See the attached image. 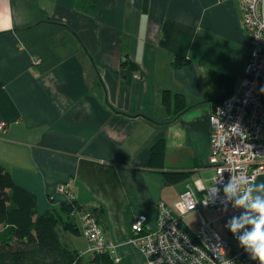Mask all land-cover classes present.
Here are the masks:
<instances>
[{
    "label": "crops",
    "instance_id": "crops-1",
    "mask_svg": "<svg viewBox=\"0 0 264 264\" xmlns=\"http://www.w3.org/2000/svg\"><path fill=\"white\" fill-rule=\"evenodd\" d=\"M249 47L237 0H0V163L36 196L37 215L60 213L66 185L102 210L113 259L145 264L131 224L145 215L154 226L158 203L176 215L182 191L213 185L209 115L238 88ZM163 90L188 107L169 124ZM159 139L162 166H151ZM165 172L184 177L166 184ZM202 216L219 223L213 209Z\"/></svg>",
    "mask_w": 264,
    "mask_h": 264
},
{
    "label": "built area",
    "instance_id": "built-area-1",
    "mask_svg": "<svg viewBox=\"0 0 264 264\" xmlns=\"http://www.w3.org/2000/svg\"><path fill=\"white\" fill-rule=\"evenodd\" d=\"M241 10L242 28L250 38L249 55L241 81L236 90L226 95L209 115L210 167L214 170L213 185L205 188L201 181L195 190L185 189L175 203L176 215L163 202L157 205V218L150 226L145 215H138L131 224L130 242L145 258V264H258L239 246L238 240L224 227L232 215L243 209L229 206L223 213L219 202L204 204L218 180L227 183L230 175L244 172L248 176L264 177V0H237ZM6 124L0 121V132ZM223 187L222 184H217ZM69 187L59 185L57 192L65 195L67 203L75 200ZM223 195L221 191V196ZM215 211L223 234L202 216V210ZM86 249L80 255L109 251L105 235L94 216L75 210ZM195 213L199 220L196 232L187 234L181 221ZM120 259L116 258L115 262Z\"/></svg>",
    "mask_w": 264,
    "mask_h": 264
},
{
    "label": "trees",
    "instance_id": "trees-1",
    "mask_svg": "<svg viewBox=\"0 0 264 264\" xmlns=\"http://www.w3.org/2000/svg\"><path fill=\"white\" fill-rule=\"evenodd\" d=\"M185 61L175 62V66ZM214 86H227L229 78L212 71ZM161 102L167 113L162 124L175 121L187 110L180 93L163 90ZM151 166H162L165 153L163 139L155 141L149 149ZM184 175L165 172L166 184L182 180ZM34 194L17 185L8 170L0 163V264H122L115 262L109 251L96 253L84 261V255L68 243L69 234L81 235L75 210L91 213L100 226L102 210L92 209L74 200L63 203L60 213H36ZM101 228V226H100ZM102 230V228H101ZM103 231V230H102Z\"/></svg>",
    "mask_w": 264,
    "mask_h": 264
},
{
    "label": "clouds",
    "instance_id": "clouds-1",
    "mask_svg": "<svg viewBox=\"0 0 264 264\" xmlns=\"http://www.w3.org/2000/svg\"><path fill=\"white\" fill-rule=\"evenodd\" d=\"M217 184H222V189ZM217 202L223 213L228 212L229 206L233 210L243 209L239 215H232L224 227L253 261L264 264V183H257L244 172L230 175L227 183L217 181L204 204Z\"/></svg>",
    "mask_w": 264,
    "mask_h": 264
},
{
    "label": "rangeland",
    "instance_id": "rangeland-1",
    "mask_svg": "<svg viewBox=\"0 0 264 264\" xmlns=\"http://www.w3.org/2000/svg\"><path fill=\"white\" fill-rule=\"evenodd\" d=\"M212 184V183H211ZM210 184V185H211ZM209 185V184H208ZM70 191V190H68ZM77 220H78V217H77ZM96 220V219H95ZM97 222V221H96ZM195 223H196V218L195 217H191L190 220H189V225L192 227V228H195ZM79 224V222H78ZM98 224V223H97ZM214 228L221 234H223L222 232V229L220 227V224L219 223H215L214 225ZM100 227V226H99ZM80 228V227H79ZM68 243L70 244V246H73L75 249H78V248H81L82 250L84 249L85 246V239L82 237V236H74V235H71L69 234L68 235ZM89 254H84V261H87L89 259Z\"/></svg>",
    "mask_w": 264,
    "mask_h": 264
}]
</instances>
